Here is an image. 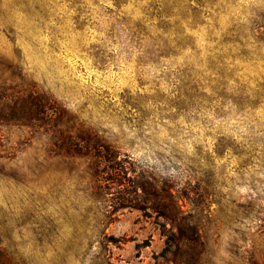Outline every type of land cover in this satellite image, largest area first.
Here are the masks:
<instances>
[{
	"label": "rangeland",
	"instance_id": "rangeland-1",
	"mask_svg": "<svg viewBox=\"0 0 264 264\" xmlns=\"http://www.w3.org/2000/svg\"><path fill=\"white\" fill-rule=\"evenodd\" d=\"M8 76L187 188L194 235L104 214L82 159L0 122V264H264V0H0Z\"/></svg>",
	"mask_w": 264,
	"mask_h": 264
},
{
	"label": "trees",
	"instance_id": "trees-1",
	"mask_svg": "<svg viewBox=\"0 0 264 264\" xmlns=\"http://www.w3.org/2000/svg\"><path fill=\"white\" fill-rule=\"evenodd\" d=\"M1 85L0 122L30 127L49 155L82 159L89 179L83 192L100 211L112 216L134 209L153 215L161 221V234L169 233L178 244L188 242V233L194 235L191 210L180 204V197L191 201L187 188L178 190L171 176L155 175L85 123L64 120L67 110L35 85L18 83L13 76L4 77ZM185 255L178 264H186Z\"/></svg>",
	"mask_w": 264,
	"mask_h": 264
}]
</instances>
